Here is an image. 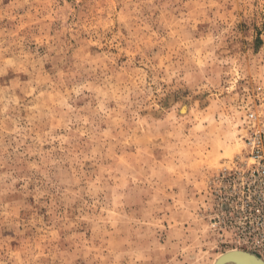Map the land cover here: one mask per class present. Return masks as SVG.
Listing matches in <instances>:
<instances>
[{"label":"rangeland","instance_id":"374dc122","mask_svg":"<svg viewBox=\"0 0 264 264\" xmlns=\"http://www.w3.org/2000/svg\"><path fill=\"white\" fill-rule=\"evenodd\" d=\"M249 112L264 0H0V264L264 262L223 227Z\"/></svg>","mask_w":264,"mask_h":264},{"label":"built area","instance_id":"2783aa9c","mask_svg":"<svg viewBox=\"0 0 264 264\" xmlns=\"http://www.w3.org/2000/svg\"><path fill=\"white\" fill-rule=\"evenodd\" d=\"M249 160L241 169L220 176L227 181L236 195L225 197L222 204L231 207L229 216L224 214L223 227L232 231L237 244L252 249L264 259V120L249 112L245 120ZM239 185V188H237ZM236 209V210H234ZM233 210L236 216L233 218Z\"/></svg>","mask_w":264,"mask_h":264},{"label":"water","instance_id":"95a60500","mask_svg":"<svg viewBox=\"0 0 264 264\" xmlns=\"http://www.w3.org/2000/svg\"><path fill=\"white\" fill-rule=\"evenodd\" d=\"M237 252H239V253H241V254H224L223 256H221L218 260H217V262H216V264H226L227 262H233L234 264H237L236 263V261H238V260H236V258L237 257H240V258H242V259H247V258H249V257H247V255H249L248 253H246V252H241V251H237ZM253 257H255V256H253ZM253 257H251V259H252V261H254L255 263L257 262V260H256V258L257 257H255V258H253ZM249 260V259H248ZM260 260V259H259ZM233 263H231V264H233ZM256 264H258V263H256ZM260 264H262L261 262H260Z\"/></svg>","mask_w":264,"mask_h":264},{"label":"bare ground","instance_id":"6f19581e","mask_svg":"<svg viewBox=\"0 0 264 264\" xmlns=\"http://www.w3.org/2000/svg\"><path fill=\"white\" fill-rule=\"evenodd\" d=\"M241 254V253H239V252H237V251H231V252H227V254ZM247 257H249V258H247V259H242V258H240V257H237L236 258V260H238V261H236V263L237 264H256V263H258V264H260V262L262 263V264H264V262L262 261V260H259L258 258H256V260H257V262L255 263L254 261H252V259H251V257H253V255H251V254H249V255H247ZM253 258H255V257H253ZM249 259V260H248ZM231 263H233V262H227L226 264H231ZM234 264V263H233Z\"/></svg>","mask_w":264,"mask_h":264}]
</instances>
